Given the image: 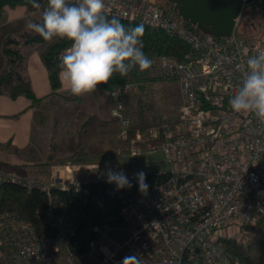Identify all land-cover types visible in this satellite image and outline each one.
Returning a JSON list of instances; mask_svg holds the SVG:
<instances>
[{
	"label": "built area",
	"instance_id": "built-area-1",
	"mask_svg": "<svg viewBox=\"0 0 264 264\" xmlns=\"http://www.w3.org/2000/svg\"><path fill=\"white\" fill-rule=\"evenodd\" d=\"M105 4V15L163 30L184 40L190 51L182 60L158 57L162 76L181 82L183 103L175 121L148 126L145 139L137 129L131 135L132 122L125 114L126 94L137 84L120 83L108 90L111 115L120 121V137L131 144V156L162 153L159 164L164 168L157 173L167 178L146 195L124 201L114 215L129 224L128 238L111 245L96 225L88 254L100 255L97 264H122L130 255L143 264H243L230 255L223 239L237 240L264 218V122L252 113L233 112L229 100L242 86L247 58L264 50V30L254 39L237 35L243 8L233 34L217 37L158 0ZM146 139V146H140ZM72 171L65 166L48 184L28 183L44 191L51 186L87 191L86 183L101 180H75ZM20 178L14 171L0 170V182H21ZM47 216L54 227L65 229L61 237L66 242L76 233L75 220L62 204L52 205ZM44 247V237L29 223L0 215V258L6 264H47Z\"/></svg>",
	"mask_w": 264,
	"mask_h": 264
},
{
	"label": "trees",
	"instance_id": "trees-1",
	"mask_svg": "<svg viewBox=\"0 0 264 264\" xmlns=\"http://www.w3.org/2000/svg\"><path fill=\"white\" fill-rule=\"evenodd\" d=\"M37 2L41 5L40 8L33 7L29 0H0V22L4 17L5 7L17 5H26L29 11L39 10V18L34 20V22H39L42 19V11L47 6V1L37 0ZM164 2L166 3V0ZM243 10L236 33L239 37L254 39L258 35L250 36L247 32L249 30L248 26L251 30H255L256 26H264V20L259 21L258 19H254L257 14L264 11V0H249ZM257 21L259 22L257 23ZM121 22L126 27L143 25L138 22L125 20H121ZM143 27V51L149 58L165 55L182 60L190 51V45L179 37L146 25H143ZM263 30L264 27L260 33ZM70 43L67 40L58 38L52 41H44L42 37L30 30L7 36L3 43L5 64L0 71V94H6L11 98L19 96L29 98L32 101V105L38 109L37 115L39 121L44 123L51 101L45 100L46 97H37L30 79L23 74V66L26 59L23 45L36 46L44 44L40 54L41 59L48 69L52 87L51 95H57L60 94L59 90L62 86L59 78V64ZM158 78L166 79L163 76H159ZM148 80H151V78L143 76L121 77L117 73L114 74L113 78L106 85L102 84L98 87L108 90L120 83L133 82L139 84ZM63 97L66 100L78 99L77 96L73 95H64ZM106 99L110 103L113 102L109 94L106 95ZM84 115L85 118L77 134L71 135L69 139L68 146L74 152L72 156H75L72 159L77 158V160H81L89 152L91 154H101L103 152V149L93 144L90 139L105 127L107 120L98 114L85 113ZM113 120L117 122L116 118H113ZM162 124L163 121L156 118L154 120L146 119L141 123H134L131 128V135L134 134L137 127ZM124 142L128 143L127 141ZM53 154L51 152L46 161L40 163L13 164L0 161V170L14 171L21 177V182H0V215L10 214L17 221L29 223L48 242L57 239L59 233L49 220L47 210L52 205L62 204L67 207L70 217L75 220L76 233L71 235L67 242L68 249L74 256L88 255L90 250L89 242L96 237V233L93 230L94 226H101L105 233L107 227L115 223H122L115 220L114 215L119 211L124 201H132L141 194L138 181L136 180L137 172L143 171L146 174V183L149 185L148 189L157 182L164 181L167 178L166 174L157 173L160 168H164L163 165L146 164L139 168L130 167L126 169L129 172L126 176L132 184L131 188L118 189L115 184H110L107 180L103 179L86 183L84 187L87 191L84 189L76 190L74 188L63 190L58 186H51L49 191H44L37 185H29V180H35L43 184L49 183L48 178L51 174L52 165L55 162ZM131 173L134 174L131 175ZM263 221L264 218L258 224ZM223 240L230 255L232 257H239L243 264H263L255 262L236 239L228 238ZM46 257V262L49 264ZM0 264H3L1 258Z\"/></svg>",
	"mask_w": 264,
	"mask_h": 264
},
{
	"label": "clouds",
	"instance_id": "clouds-1",
	"mask_svg": "<svg viewBox=\"0 0 264 264\" xmlns=\"http://www.w3.org/2000/svg\"><path fill=\"white\" fill-rule=\"evenodd\" d=\"M35 8L41 5L29 0ZM105 0H47L39 22L29 20L26 28L44 41L67 40L70 47L60 60L59 78L73 96L97 91L114 76H127L137 69H149L152 60L143 51L144 27H126L118 17L105 16ZM242 86L229 100L235 113H252L264 122V50L246 60ZM107 182L118 189L131 188L123 171L107 167ZM139 191L146 195L149 185L143 171L136 173ZM122 264H143L136 255L123 258Z\"/></svg>",
	"mask_w": 264,
	"mask_h": 264
},
{
	"label": "rangeland",
	"instance_id": "rangeland-1",
	"mask_svg": "<svg viewBox=\"0 0 264 264\" xmlns=\"http://www.w3.org/2000/svg\"><path fill=\"white\" fill-rule=\"evenodd\" d=\"M158 3L161 5H167L164 0H158ZM254 19H258L259 21L264 20V11H262L260 14H257ZM259 21H257V23ZM263 27L256 26L255 30H251V28L248 26L249 30L247 32L250 34V36L260 35V31L263 29ZM158 57L159 56H154L150 58L153 63L149 69L143 72L139 71L138 68L133 69L127 75L151 78V80L140 82L139 84L136 83V88L131 89L126 94L124 100L126 109L125 114L129 117L132 125L134 123H141L146 119L154 120L155 118L160 119L163 122L170 123L175 121L178 117L179 108L183 103L182 84L177 79L158 78L159 76H162ZM50 104V108L47 110L46 121L41 123L38 116L37 120L42 125L48 123L46 129L49 134H51L54 130V122H60L62 139L57 145L54 144L53 140L49 145L51 152L54 153L53 158L55 162L52 165L51 174L48 180L51 179L54 172H56L59 168L65 169V166H69V168L74 171H81V174L83 175L90 174L93 176L105 177L107 170L106 166L112 168L114 171H123L125 175H127L129 172L126 169L130 167L139 168L146 164L162 165L159 164V160L163 159L164 157L162 153H146L140 156H131V144L124 142L126 140L120 137V121H114V117L111 114L107 115V113L104 112L105 118H103L107 120V124L90 139L93 144L97 145V147H100V149L102 148L103 152L101 154H91L89 152V154L85 155L81 160H77V158L72 159L75 156H72L74 152L71 151L68 146L69 139L71 137L70 134H77L85 118L84 114H88L90 107L84 106L85 109L79 111V115L81 114V116H79L78 121H75V116L71 115V112L74 113L71 104H68L67 102V105L62 107H54V103L52 102ZM109 105L112 108L113 102ZM96 107L97 106H94V108ZM146 128L147 127L136 128L142 132V137H140V139L146 138V136H144V130H146ZM147 140L148 139H146L144 142L141 141L139 145L142 147L146 146L144 144H146ZM18 155L21 157L23 154L18 153ZM32 161L33 162L31 163L43 162L38 158L33 159ZM2 162L11 163V161L6 160H3ZM19 164H25V162H20ZM55 227L59 233L57 239L48 242L45 240L44 248L47 251L45 256H47L46 258L49 261V264L98 263V260L100 259V255L98 253L81 256L72 255L68 249L65 238L61 237V234H65V229L61 226ZM130 233L131 228L129 224L123 222L115 223L114 225L105 229L104 240L111 245H117L128 238ZM236 241L240 243V245L248 252L250 257L255 262L264 264V221L255 226L254 229H251L248 233L240 235ZM2 262L3 264H6L3 260Z\"/></svg>",
	"mask_w": 264,
	"mask_h": 264
},
{
	"label": "crops",
	"instance_id": "crops-1",
	"mask_svg": "<svg viewBox=\"0 0 264 264\" xmlns=\"http://www.w3.org/2000/svg\"><path fill=\"white\" fill-rule=\"evenodd\" d=\"M39 16V10L29 11L26 5L5 7L4 17L0 22V71L5 64L3 53L5 38L9 35L27 31V22L29 20L34 21ZM43 47L44 44L36 46L23 45V50L26 53L23 74L30 79L36 96L46 97L45 100H50L54 103V107L65 106L68 102L73 107L74 113L71 112V115L75 116V121H78L79 116H81V114L79 115V111L85 109L84 106L90 107L88 114H99L101 117H104V113L110 115L111 107L109 104L111 103L106 99L107 90L100 89L99 87L97 91L79 96L78 99L66 100L63 96L72 94L62 83L59 90L60 94L51 95L52 87L48 69L40 55ZM94 106L97 107L94 108ZM37 112L38 109L25 96L11 98L6 94H0V159H2L0 161H11L13 164H19L20 162L31 163L33 159L37 158L44 161L51 153L49 145L52 140L55 145L61 141V123L54 122V130L49 134L46 129L48 123L44 125L40 124L37 120ZM18 153H22L23 155L20 157ZM72 175V178L75 180H92L107 177L90 174L83 175L81 171L77 170H73Z\"/></svg>",
	"mask_w": 264,
	"mask_h": 264
},
{
	"label": "water",
	"instance_id": "water-1",
	"mask_svg": "<svg viewBox=\"0 0 264 264\" xmlns=\"http://www.w3.org/2000/svg\"><path fill=\"white\" fill-rule=\"evenodd\" d=\"M166 3L183 20L194 24L202 32L230 37L244 0H166Z\"/></svg>",
	"mask_w": 264,
	"mask_h": 264
}]
</instances>
